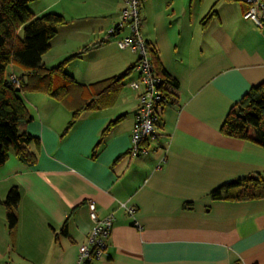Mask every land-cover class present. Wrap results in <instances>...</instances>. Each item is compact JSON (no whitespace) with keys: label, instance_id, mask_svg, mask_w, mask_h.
Segmentation results:
<instances>
[{"label":"crops","instance_id":"obj_1","mask_svg":"<svg viewBox=\"0 0 264 264\" xmlns=\"http://www.w3.org/2000/svg\"><path fill=\"white\" fill-rule=\"evenodd\" d=\"M181 1L141 2L143 35L178 83L146 154L129 153L139 101L128 85L136 72L113 100L81 110L70 128L75 108L89 99L85 88L69 102L23 92L32 119L20 127L36 137L34 160L12 150L0 166V264H75L93 225L88 200L100 218L115 216L108 247L93 264H264V198L211 197L228 182L264 179V148L222 132L231 108L264 82V27L244 19L240 0ZM120 11L109 23L81 27L98 45L81 57L85 71L65 67L80 84L119 76L138 61L117 44L127 28L106 34ZM15 187L11 229L6 199Z\"/></svg>","mask_w":264,"mask_h":264},{"label":"trees","instance_id":"obj_2","mask_svg":"<svg viewBox=\"0 0 264 264\" xmlns=\"http://www.w3.org/2000/svg\"><path fill=\"white\" fill-rule=\"evenodd\" d=\"M32 1L34 0H0V166L6 162L12 150L24 161L32 163L34 160L29 145L36 137L20 127L22 123L26 124L32 119L21 95L23 92L45 91L69 102L76 89L85 88L90 94L89 99L83 106L75 108L73 119L69 123L70 128L81 110L98 106L99 101L113 100L124 84V78L135 67L134 65L119 76L84 86L65 67L69 61L81 58L87 47L56 66L46 67L43 64V55L50 49L59 27L65 24L64 17L52 12L36 16L28 6ZM150 52L157 73L164 78L162 89L166 102L172 98L170 90L176 88L178 83L160 66L157 51L151 46ZM15 63L25 71L24 76L19 77V87L9 79L8 67ZM85 91L81 93L84 95ZM222 132L228 136L249 140L264 148V82L253 87L231 108ZM211 197L236 201L264 198V179L256 174L254 177L228 182L215 189ZM19 199L18 189L12 188L6 199L7 219L11 229L18 220Z\"/></svg>","mask_w":264,"mask_h":264},{"label":"built area","instance_id":"obj_3","mask_svg":"<svg viewBox=\"0 0 264 264\" xmlns=\"http://www.w3.org/2000/svg\"><path fill=\"white\" fill-rule=\"evenodd\" d=\"M121 9V22L108 31L114 35L123 28L128 29V34L117 40L121 49L131 50L138 54L134 72L137 77L129 83V87L138 94V107L135 113V122L132 130V145L130 155L137 157L149 151V142L159 136V123L161 110L165 103V94L162 89L164 78L156 71L152 60L150 45L142 32V0H123ZM247 5L243 13L244 19L251 20L257 27H264V0H240ZM10 82L16 86L21 85L20 78L14 73L9 76ZM87 205L93 221L87 240L79 248L75 264H93L100 259L108 247L114 225L115 216L110 214L100 218L97 212V203L88 200ZM128 213L133 216L136 208L124 205Z\"/></svg>","mask_w":264,"mask_h":264},{"label":"rangeland","instance_id":"obj_4","mask_svg":"<svg viewBox=\"0 0 264 264\" xmlns=\"http://www.w3.org/2000/svg\"><path fill=\"white\" fill-rule=\"evenodd\" d=\"M121 1L122 6H124L123 0H34L30 2L29 9L36 16L52 12L61 14L64 17L63 23L65 24L59 27L50 49L43 56L47 65L53 67L64 62L68 58L66 52L73 55L82 51L85 47L88 48L84 54L85 56L91 52L98 43H95L94 40L96 39L92 38L90 34H82L81 27L84 26L87 29L91 25L109 23L113 17L112 15L120 11ZM181 2L188 4L190 0ZM118 22H121V18L118 19ZM107 30L109 31V29ZM107 30L106 34L108 35ZM88 39L93 42L86 44L85 42ZM86 61V59L79 60L77 58L69 61L68 64L72 63L78 70L85 71L87 69ZM12 68L20 77L24 76L25 71L18 63L8 67V72ZM22 96H24V93H22Z\"/></svg>","mask_w":264,"mask_h":264}]
</instances>
